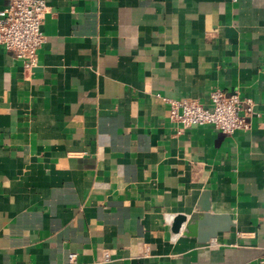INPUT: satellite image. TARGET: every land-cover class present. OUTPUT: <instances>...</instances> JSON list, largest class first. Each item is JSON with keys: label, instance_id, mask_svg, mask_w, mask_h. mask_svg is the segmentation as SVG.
Returning a JSON list of instances; mask_svg holds the SVG:
<instances>
[{"label": "crops", "instance_id": "1", "mask_svg": "<svg viewBox=\"0 0 264 264\" xmlns=\"http://www.w3.org/2000/svg\"><path fill=\"white\" fill-rule=\"evenodd\" d=\"M45 1L30 73L0 44V264H264V0ZM217 89L248 130L171 120ZM206 205L229 231L173 232Z\"/></svg>", "mask_w": 264, "mask_h": 264}, {"label": "built area", "instance_id": "2", "mask_svg": "<svg viewBox=\"0 0 264 264\" xmlns=\"http://www.w3.org/2000/svg\"><path fill=\"white\" fill-rule=\"evenodd\" d=\"M48 6L45 0H10L0 9V44L23 62L26 73L38 65V53L46 42L43 24ZM170 103V118L181 129L194 125H211L225 134L250 128L249 116L253 101L242 99L239 91L217 89L211 94V104L204 106L196 99H166ZM110 254L105 253L104 260ZM77 253L69 255V262L76 264Z\"/></svg>", "mask_w": 264, "mask_h": 264}, {"label": "water", "instance_id": "3", "mask_svg": "<svg viewBox=\"0 0 264 264\" xmlns=\"http://www.w3.org/2000/svg\"><path fill=\"white\" fill-rule=\"evenodd\" d=\"M183 226L184 235L196 237L201 243H206L217 237L220 232L229 231L233 223L229 215L212 214L209 205H206L201 206V211L194 212L189 217L177 215L173 220V232L179 233Z\"/></svg>", "mask_w": 264, "mask_h": 264}]
</instances>
